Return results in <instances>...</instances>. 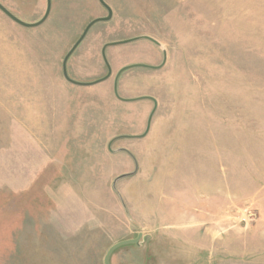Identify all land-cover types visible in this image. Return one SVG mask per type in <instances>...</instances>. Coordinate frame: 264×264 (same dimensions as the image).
I'll return each mask as SVG.
<instances>
[{"label":"rangeland","instance_id":"1","mask_svg":"<svg viewBox=\"0 0 264 264\" xmlns=\"http://www.w3.org/2000/svg\"><path fill=\"white\" fill-rule=\"evenodd\" d=\"M104 1L0 11V264H264V0Z\"/></svg>","mask_w":264,"mask_h":264},{"label":"water","instance_id":"2","mask_svg":"<svg viewBox=\"0 0 264 264\" xmlns=\"http://www.w3.org/2000/svg\"><path fill=\"white\" fill-rule=\"evenodd\" d=\"M98 2L106 9L107 11V15L106 16H102V17H97V18H94L92 19L84 28L83 32L81 33V35L79 36V38L77 39V41L73 44V46L69 49V51L66 53V55L64 56L63 60H62V74H63V77L71 82V83H74V84H78V85H91V84H94V83H97V82H100V81H103L107 78H109L111 76V68L107 62V59H106V56H105V49L108 47V46H112V45H118V44H126V43H129V42H132V41H135V40H140V39H145V40H149L151 42H153L154 44L158 45V46H161V44L156 40L154 39L153 37L151 36H148V35H139V36H135V37H132V38H128V39H123V40H118V41H112V42H108V43H105L102 48H101V56H102V59L106 65V68H107V72L106 74L99 78V79H96V80H93V81H87V82H82V81H77V80H74L72 79L71 77L68 76L67 74V70H66V62L68 60V58L70 57V55L73 53V51L77 48V46L80 44V42L84 39V37L86 36L87 32L89 31V29L97 22H102V21H109L111 18H112V9L111 7L104 1V0H98ZM50 9H51V0H46V9H45V12L43 14V16L35 21V22H27V21H24L20 18H18L17 16H15L11 11H9L2 3H0V11H2L7 17H9L12 21H14L15 23L23 26V27H27V28H30V27H35V26H38L40 25L41 23H43L48 15H49V12H50ZM165 60H166V53L165 51L163 50V60L161 62L160 65H157V66H153V65H147V64H141V63H134V64H129V65H126V66H123L121 67L117 73L115 74L114 76V81H113V90H114V95L122 100V101H131V100H136V99H142V98H148V99H151L153 101V108L148 116V119H147V123H146V128L144 130V132L140 135H120V136H117L113 139H111L109 142H108V150L109 151H113V152H118V151H126V149L124 148H119V149H116V150H112L111 149V143L114 139L116 138H126V137H131V138H142L144 137L148 131H149V128H150V122H151V119H152V116L155 112V109H156V106H157V101L151 97V96H140V97H136V98H132V99H128V98H122L119 96L118 92H117V80H118V77L119 75L126 69L128 68H131V67H137V66H141V67H146V68H151V69H158V68H161L164 63H165ZM136 171V169L133 171V172H130V173H123L121 175H118L117 177H115L112 181V188L116 191V188H115V184L116 182L120 179V178H123L127 175H130V174H133L134 172ZM117 192V191H116ZM140 238H141V233H138L137 236L135 238H131V239H124V240H120L116 243H113L106 251V253L104 254L103 256V264H110V256L112 254V252L117 249L118 247L120 246H123V245H128V244H135V245H139V242H140ZM129 264H132V263H129Z\"/></svg>","mask_w":264,"mask_h":264}]
</instances>
